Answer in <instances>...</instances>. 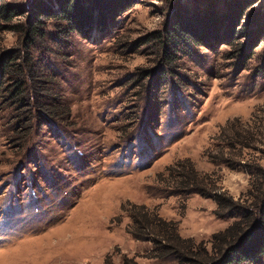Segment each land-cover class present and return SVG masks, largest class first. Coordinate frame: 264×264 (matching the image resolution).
<instances>
[{"label": "rangeland", "instance_id": "374dc122", "mask_svg": "<svg viewBox=\"0 0 264 264\" xmlns=\"http://www.w3.org/2000/svg\"><path fill=\"white\" fill-rule=\"evenodd\" d=\"M41 1L58 13L57 0ZM250 1L242 15L250 25L239 23L246 30L264 12V0ZM4 2L27 8L29 0ZM229 2L128 0L127 11L107 13L84 35L62 37L65 23H45L31 52L45 60L42 102L53 117L0 100V264H177L130 235L132 206L208 249L238 221L178 184L191 165L204 190L252 201L255 178L240 166L264 170V77L255 73L264 40L244 66L228 59L227 24L218 38L212 25L203 29L201 42L189 40L167 65L161 42L177 22L197 36ZM0 37L7 50L23 42L14 32ZM238 264H264V253Z\"/></svg>", "mask_w": 264, "mask_h": 264}, {"label": "trees", "instance_id": "16d2710c", "mask_svg": "<svg viewBox=\"0 0 264 264\" xmlns=\"http://www.w3.org/2000/svg\"><path fill=\"white\" fill-rule=\"evenodd\" d=\"M4 1L0 0V35L4 32H14L23 36V42L19 48L7 50L2 46L0 37V100L10 102L14 106L20 105L29 114L35 112L53 117L52 108L42 102L48 78L43 72L45 60L33 57L31 52L35 43H42L45 38L43 30L45 23L47 21L65 23L68 30L64 32L62 29V37H66L70 32L84 35L94 22L105 24L107 13L119 16L127 11L128 0H107L103 4L98 0H92L94 8L89 6L91 0H57L58 13L53 12L49 5H45L41 0H29L27 8ZM250 6H252L250 0H231L228 3L229 8L223 15L205 19L197 36L191 30L188 33L180 22L171 24L162 34L165 65L169 64L170 56L177 54L189 40H195L199 44L204 37L203 29L212 25V32L209 33L218 38L220 29L227 24L223 40L232 48L228 59L236 61L235 66L237 64L244 66L251 57L255 45L264 40V12L258 13L255 17L254 14L251 16L254 18L250 27L254 25L255 29L246 30L243 24L239 26L241 20L242 23L250 25L249 18L247 21L242 19L245 10ZM238 8L241 10L238 11ZM117 9L119 10L116 11ZM95 10L97 14L94 16ZM27 12L25 24H12L14 18ZM235 13L237 15L234 17ZM237 27H240V37H236ZM259 59L255 73H260L264 77V49ZM188 167L189 172L187 170L188 173L182 174L178 188L182 192L193 191L203 198L211 199L217 206L215 212L217 217L237 218L238 221L224 231L213 234L208 249L203 243L197 244L191 239L181 238L176 224L163 220L156 212L144 206H132L130 235L135 240L149 242L153 248L152 257L157 259L172 257L177 264H238L249 258L261 256L264 253V170L258 166L254 170L250 166L245 168L244 164L240 166L244 172L254 176L256 182L253 193L251 192L252 201L244 207L226 194L216 191L215 186L209 191L204 190L202 181H199L191 165ZM121 264L136 262L124 257Z\"/></svg>", "mask_w": 264, "mask_h": 264}]
</instances>
